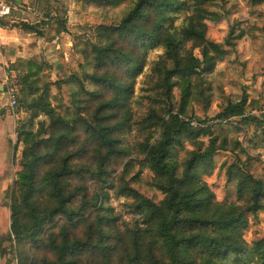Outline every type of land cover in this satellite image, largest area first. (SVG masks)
I'll list each match as a JSON object with an SVG mask.
<instances>
[{
    "label": "trees",
    "instance_id": "16d2710c",
    "mask_svg": "<svg viewBox=\"0 0 264 264\" xmlns=\"http://www.w3.org/2000/svg\"><path fill=\"white\" fill-rule=\"evenodd\" d=\"M217 1L225 0H135L117 25L95 29L96 42L89 44L95 71L84 74L85 79L74 75L42 85L40 64L22 59L12 64L10 70L21 73L20 108L32 115L16 131L22 152L7 239L14 242L17 264H240L247 256L248 219L264 211V161L238 141L232 143L229 135L239 131L233 119L263 124L264 115L252 113L264 105V96L250 103L244 97L229 104L216 122L192 126V103L202 75L211 73L226 53L206 38V23L221 17L206 6ZM251 2L264 5V0ZM46 23L21 22L10 28L43 37ZM232 35L228 46L229 40L244 37ZM158 49L163 53L149 75L154 96H149L146 114L133 121L136 81L149 53ZM86 80L100 91H85ZM73 81L86 100L74 94L76 113L56 115L49 87L59 90ZM174 89L180 94L177 106ZM39 115L49 125L40 122L34 130ZM134 126L141 142L125 138ZM186 144L193 150L179 163L177 155ZM220 151L234 158L226 181L242 204L216 202L203 181L213 173ZM116 159L126 160L117 177L110 170ZM42 166L48 169L41 174ZM88 181L95 186L93 195ZM109 191L132 201L130 213L138 216L132 226H116L119 218L107 205ZM79 225L85 230L80 238L74 234ZM257 245L264 264V244Z\"/></svg>",
    "mask_w": 264,
    "mask_h": 264
},
{
    "label": "rangeland",
    "instance_id": "374dc122",
    "mask_svg": "<svg viewBox=\"0 0 264 264\" xmlns=\"http://www.w3.org/2000/svg\"><path fill=\"white\" fill-rule=\"evenodd\" d=\"M12 7L11 17L6 21L8 39L0 45V264H17L14 242L7 239L10 231V205L17 181V161L21 157L22 146L17 144L16 131L26 123L31 114L20 108L17 96L20 90V74L12 72L11 66L17 59L33 60L42 66L41 84H54L71 79L77 75L85 79L84 74H92L95 67L90 64L89 44L96 42L95 29L100 25H117L123 16L132 8L135 0H0ZM206 8L219 14L216 22H207L208 41L219 44L226 52L223 59L216 64L209 74L202 75V86L196 93L192 103L195 120L193 123L216 122V117L229 105L240 102L246 97L247 103L264 96V5H253L251 0L217 1ZM26 22L39 24L47 22L41 28L43 37L26 34L20 29L10 28L13 24ZM65 32H62L63 26ZM176 25H180L177 21ZM233 31V37L243 33L244 37L231 41L226 40ZM5 32L3 36L5 37ZM163 53L158 49L149 53L147 65L135 84L134 96L130 104L133 121L143 117L151 102L150 74L153 62ZM195 54L199 56L196 51ZM72 80V79H71ZM196 80V78L194 79ZM85 91L99 92L100 89L84 81ZM86 100L80 92L77 83L63 85L57 89L49 87V100L56 115L68 118L76 113L73 107V95ZM17 101L16 107H10L11 99ZM180 94L173 90V103L179 104ZM83 106V105H82ZM93 110V109H92ZM254 117L264 115V105L258 111H253ZM49 125V119L39 115L34 121V130L39 123ZM232 124L239 131L231 132V142L238 141L253 157L264 161V122L243 125L240 119H233ZM130 143L141 142V136L134 126L131 133L125 137ZM205 144L207 139L203 138ZM17 146V149L16 147ZM193 148L186 144L185 149L178 153L180 163ZM132 157H135L133 155ZM126 160L116 159L110 170L117 177ZM234 162L230 152H217L214 156L215 169L210 176L203 177L215 195L216 202L238 203L234 185L226 181V169ZM87 163V162H85ZM48 169L41 167V174ZM89 193L93 195L95 186L88 181ZM159 194V198L162 199ZM132 201L117 197L114 191H109L107 205L112 209L114 217L119 221L116 226H132L138 219L130 213ZM248 229L244 233V241L250 249L240 264H262L255 250L257 243L264 244V211L259 212L257 219L250 217ZM83 225L74 230L77 237L84 234ZM48 260L52 256L43 252ZM43 253L41 256H43ZM233 264V263H232Z\"/></svg>",
    "mask_w": 264,
    "mask_h": 264
},
{
    "label": "built area",
    "instance_id": "2783aa9c",
    "mask_svg": "<svg viewBox=\"0 0 264 264\" xmlns=\"http://www.w3.org/2000/svg\"><path fill=\"white\" fill-rule=\"evenodd\" d=\"M12 14V7L4 2L0 1V45L3 44L4 37L3 32H5V27L3 26V22H6ZM17 105V101L15 98L11 99L10 107L14 108ZM192 126H196L194 123H192Z\"/></svg>",
    "mask_w": 264,
    "mask_h": 264
},
{
    "label": "crops",
    "instance_id": "0c3cea01",
    "mask_svg": "<svg viewBox=\"0 0 264 264\" xmlns=\"http://www.w3.org/2000/svg\"><path fill=\"white\" fill-rule=\"evenodd\" d=\"M7 32H8V31L5 32V37L3 36V37L6 38V39H8V33H7ZM6 42H7V40H6ZM6 42L3 41V44H2V45H4Z\"/></svg>",
    "mask_w": 264,
    "mask_h": 264
}]
</instances>
